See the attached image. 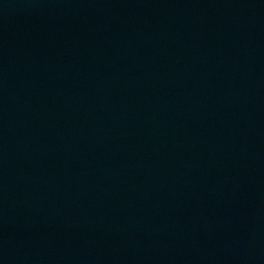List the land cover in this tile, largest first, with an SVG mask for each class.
Segmentation results:
<instances>
[{
	"label": "water",
	"instance_id": "water-1",
	"mask_svg": "<svg viewBox=\"0 0 264 264\" xmlns=\"http://www.w3.org/2000/svg\"><path fill=\"white\" fill-rule=\"evenodd\" d=\"M0 264H264V0H0Z\"/></svg>",
	"mask_w": 264,
	"mask_h": 264
}]
</instances>
